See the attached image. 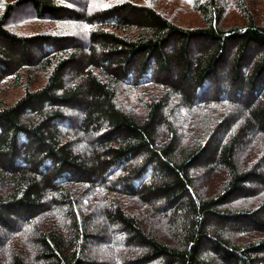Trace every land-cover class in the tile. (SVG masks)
<instances>
[{"label":"trees","instance_id":"trees-1","mask_svg":"<svg viewBox=\"0 0 264 264\" xmlns=\"http://www.w3.org/2000/svg\"><path fill=\"white\" fill-rule=\"evenodd\" d=\"M259 3L193 0L197 28L149 2L94 13L80 0L5 5L0 88L23 92L0 105V260L264 264V201L253 203L264 190ZM231 10L241 24L227 23ZM23 14L76 32L13 34ZM121 87L157 90L141 120L118 104ZM190 115L199 120L188 128ZM217 176L222 184L206 195L202 184ZM13 240L22 245L8 252Z\"/></svg>","mask_w":264,"mask_h":264},{"label":"rangeland","instance_id":"rangeland-1","mask_svg":"<svg viewBox=\"0 0 264 264\" xmlns=\"http://www.w3.org/2000/svg\"><path fill=\"white\" fill-rule=\"evenodd\" d=\"M15 0H0V15L3 11V8L5 5L14 2ZM193 0H80L81 3L85 4L84 6L81 5L80 11L83 13L85 8L88 10V13H94V12H101L105 9H108L114 5L122 4V3H132L137 5H146L152 4V6L159 12H164L168 17H170L176 24L182 27H189V28H197L202 25L201 19L199 16L193 11L192 6ZM102 5H107V7H104ZM255 14L256 21L259 24H264V3H259L254 6V9L252 10ZM227 23L229 25H238L242 23V18L240 15L235 13V11H230L228 13V18L226 19ZM8 30L12 32L13 34H17L19 36L28 37L31 35L36 34H67V33H75L74 26H68V25H59V24H53V23H42L37 22L33 20L31 17H27L25 14L21 16H16L13 18L11 24L8 27ZM86 55V54H85ZM22 89L19 88H12L11 86H6L3 88L1 86L0 88V105H7L10 106L14 104L21 96H22ZM158 94L157 90L153 87H139V88H130V87H121L118 90V104L121 106V108L126 112L127 114L131 115L134 119L141 120L144 116V104L149 103V101L155 97ZM252 110L253 107H251ZM242 109V108H241ZM79 119H83V116L80 113L75 114ZM205 113L199 114V116H204ZM195 115H190L186 118L187 124L186 127H195V122L199 119L194 118ZM180 119H183V117H179ZM193 121V124H192ZM183 123V121H181ZM81 125L82 123L79 121L78 123ZM172 125H175L172 122ZM174 129L176 127L174 126ZM177 130V129H176ZM178 130L184 131L185 128L180 127ZM181 132V133H182ZM185 134V133H184ZM217 138L216 140H218ZM91 143V141H90ZM250 151L243 153L241 156H238L239 159V165L242 166V164H245L246 158L249 156ZM262 172L264 173V169H262ZM222 179H220L219 176L211 178L207 180L205 183L202 184V189H205L207 186V189L204 190V193L206 195H214V193L218 190L219 185L222 184ZM251 190H257L258 187H249ZM264 195V190L260 191L259 193L254 195V207H257V205L264 201V196L261 198V196ZM122 205H124L126 208H130L133 211L140 210V205L134 203L132 200H126L121 199ZM159 203V202H158ZM160 204V203H159ZM251 210V209H250ZM22 245L19 240H13V242H9L7 248L8 252H11V248H16L17 246ZM13 249V248H12ZM105 249H108L107 243L105 245ZM10 250V251H9ZM92 251V250H91ZM3 253L7 254L6 249L4 248ZM205 254H202V257L205 258ZM90 259L92 260H99L103 261V256L97 255V254H90ZM210 258H215L212 256H209ZM108 259V260H107ZM109 256H105V261H109ZM0 264H5L7 260H5V257H3ZM37 264H40L37 263ZM107 264V263H106Z\"/></svg>","mask_w":264,"mask_h":264},{"label":"snow or ice","instance_id":"snow-or-ice-1","mask_svg":"<svg viewBox=\"0 0 264 264\" xmlns=\"http://www.w3.org/2000/svg\"><path fill=\"white\" fill-rule=\"evenodd\" d=\"M189 2H190V0H189ZM0 6H2V5H0ZM102 6L107 7V5H102Z\"/></svg>","mask_w":264,"mask_h":264}]
</instances>
